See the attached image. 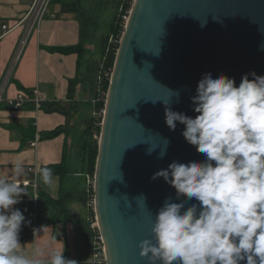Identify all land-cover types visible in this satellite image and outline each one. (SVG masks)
<instances>
[{"label": "water", "instance_id": "1", "mask_svg": "<svg viewBox=\"0 0 264 264\" xmlns=\"http://www.w3.org/2000/svg\"><path fill=\"white\" fill-rule=\"evenodd\" d=\"M129 16L110 80L94 178L106 264H147L138 245L150 238L158 210L166 199L187 201L154 174L173 161L205 160L183 138L184 125L177 122L174 131L166 126L169 90L179 98L172 96L168 107L195 118L192 97L204 74L234 78L237 87L246 74L264 76V0H134ZM164 139L169 143L161 159ZM141 195L146 207L136 201ZM192 203L198 202L187 201L186 208Z\"/></svg>", "mask_w": 264, "mask_h": 264}, {"label": "clouds", "instance_id": "2", "mask_svg": "<svg viewBox=\"0 0 264 264\" xmlns=\"http://www.w3.org/2000/svg\"><path fill=\"white\" fill-rule=\"evenodd\" d=\"M169 92V102L179 98V92ZM169 102H164L166 126L174 131L177 122L184 125L183 138L205 160L173 161L153 179L163 178L177 199L198 203L186 208L185 200L166 199L150 238L138 245L139 257L147 264H264V76L246 74L237 87L234 78L204 74L192 97L195 118L172 111ZM164 142L161 159L169 141ZM24 172L18 161L11 180L0 178V264H77L51 245L23 250L19 234L25 217L14 206L27 191L18 182ZM39 175L44 185L52 184L51 169L41 168ZM145 200L136 197L146 207Z\"/></svg>", "mask_w": 264, "mask_h": 264}, {"label": "crops", "instance_id": "3", "mask_svg": "<svg viewBox=\"0 0 264 264\" xmlns=\"http://www.w3.org/2000/svg\"><path fill=\"white\" fill-rule=\"evenodd\" d=\"M35 1L0 0V86L8 79L7 99L37 91L41 105H50L68 103L70 81H76L74 100L81 108L66 131L54 138H42L45 133L66 127L67 118L32 103H26L19 109L7 104L0 107V178L11 180L12 168L19 161L25 172L18 182L38 186L37 189L32 185L24 187L26 194L14 206L20 211L36 190L39 196L42 191L52 199L58 198L60 179L53 176L52 184L44 185L39 170L61 163L66 152L69 161L75 162L76 144L85 129V120L92 112L88 104L92 97L89 76L91 70L95 69L93 41L97 35L87 41L81 56L59 51L80 44L84 24L76 14L63 12L59 4H50L48 15L33 24L30 12ZM80 4L82 6L81 0ZM4 26H7L6 30ZM26 33V43L18 51ZM34 143L35 146H32ZM67 213L70 221L65 224L45 222L39 225L30 245L25 244L28 238L19 236L23 250L31 252L34 247L51 245V250L63 251L65 258L82 261L74 221L86 219L87 209L74 200L68 204ZM49 214V205L41 199L38 217ZM61 234H64V239H61Z\"/></svg>", "mask_w": 264, "mask_h": 264}, {"label": "trees", "instance_id": "4", "mask_svg": "<svg viewBox=\"0 0 264 264\" xmlns=\"http://www.w3.org/2000/svg\"><path fill=\"white\" fill-rule=\"evenodd\" d=\"M114 3V7L117 11L120 10V14L117 17L115 25L112 28V37L115 41L109 44L107 39L102 43L103 55H105L104 68L107 74L113 72L114 64L116 60V55L118 52L119 44L122 34L124 33L125 19L129 15V11L132 8L133 0H101L97 4V17L96 14L88 13L83 10L80 0H52L51 4H59L63 12L74 13L80 17L83 22L84 28L82 29L81 42L76 47L59 49L63 53H77L80 56L84 52L85 44L88 40L94 38L99 33L101 16L107 11L109 5ZM89 82L91 86L92 97L88 102L92 112L87 116L85 120V130L83 131L81 141L78 144V158L75 164H71L67 157V152L65 154L64 160L56 165H49L43 168H49L53 172V176H57L60 179V191L57 199H52L48 197L45 193L40 191V199L47 202L50 207V214L47 217L40 216L34 219L32 214L24 215L25 222L22 225L24 228L23 238H28L32 235L35 229L45 222L50 223H67L69 222V217L67 213V206L70 202L78 200L87 209V217L84 220L74 221V228L77 236V248L82 255V261H86L89 258L90 251L92 249V243L95 236V231L92 229V224L95 221V212L90 202L94 199L93 189L86 188V178L90 177L94 179L96 164L98 159L99 145L93 140V122L101 121L95 113L100 112L105 108L104 101L100 100V93L102 91H107L110 85V75H102L99 73V67L91 70L89 76ZM75 87L76 81H70V90L68 103H53L50 105H41L47 111L58 112L64 115L68 124L66 127H60L55 131L43 134L42 138H54L64 131L67 130L71 119L75 118L78 114L81 105L75 100ZM80 176L79 179H74ZM85 178V179H83ZM86 264H93L87 262Z\"/></svg>", "mask_w": 264, "mask_h": 264}, {"label": "built area", "instance_id": "5", "mask_svg": "<svg viewBox=\"0 0 264 264\" xmlns=\"http://www.w3.org/2000/svg\"><path fill=\"white\" fill-rule=\"evenodd\" d=\"M52 0H36L35 3L33 4V7L31 9L30 12V17H31V22L34 24L38 19H42L45 18L48 15V10H49V6L51 4ZM127 19V18H126ZM33 26V25H31ZM30 26V28H31ZM4 30L7 29V26L3 27ZM27 33L26 36L24 37V39L21 41L20 43V47L19 50L24 46V44L26 43V38H27ZM110 75V79L112 76V72L109 74ZM7 82L8 79H5L3 81V83L0 86V107L2 105H9L13 108H21L23 107L26 103H32L34 105H36V107H40L42 100L39 98L38 96V92L35 91L33 93H22L20 94L17 98L15 99H7L6 97V88H7ZM100 100L104 101L105 105H106V99H107V94H101L100 95ZM95 115H97L98 117H100L102 119V124H103V120H104V116H105V108L103 110H101L98 113H95ZM32 146H35L34 144H31ZM88 184H92V189L94 190V180L90 179V177H88ZM23 187H29V186H33L35 189H37V184H32L30 182H24V183H20ZM36 193L34 194V196L32 197V199L29 201L28 204L24 205V207H22L21 211L23 213V215H29L32 214L34 216V219L38 218V207H39V203H40V196L37 192V190L35 191ZM90 206L93 207L94 209V199L93 201L90 202ZM95 219H96V215H95ZM92 229H94L95 231V236H94V240L92 243V249L90 251V254L92 255V258H88L86 261L81 262L82 264H86L87 262H91L93 264H106L107 263V254H106V248L103 242V238L100 234L99 231V226H98V222L96 219V222L94 221V223L92 224ZM24 233V228H21L20 234L19 236H22ZM34 237V232L32 233V235L30 237H28V239L25 240V244L26 245H30L32 243V238ZM61 239H64L65 236L64 234L60 235ZM77 264H80V262H77Z\"/></svg>", "mask_w": 264, "mask_h": 264}, {"label": "rangeland", "instance_id": "6", "mask_svg": "<svg viewBox=\"0 0 264 264\" xmlns=\"http://www.w3.org/2000/svg\"><path fill=\"white\" fill-rule=\"evenodd\" d=\"M82 1V8L85 9L86 11H90V12H93V14H96V17H97V14H98V11H97V4L99 1L101 0H81ZM113 1V0H111ZM114 3L112 2V5H109L108 8H107V11L104 13L103 16H101V21L99 23L100 25V28H99V33L97 34V37L96 39L93 41V48H94V65L93 67H99V73L102 75H106V76H109V74H107V72H105V68H104V62H105V55H103L102 51H103V48H102V43L105 42V40L107 39L108 43L109 44H112L114 43L115 41L113 40V37H112V28H113V25H115V22L117 20V17L118 15L120 14V10L117 11V8L114 7L113 5ZM133 4H134V0H133V3H132V7H133ZM132 10V8H131ZM131 10L129 11V15H130V12ZM127 17V19H125V26H124V31H125V27H126V23L129 19V16ZM124 34V33H123ZM122 34V36H123ZM122 38V37H121ZM121 41V39H120ZM120 41L118 42V44L120 43ZM94 69V68H93ZM111 80V79H110ZM110 86V85H109ZM108 90H109V87L107 89V91H102L99 95L101 94H108ZM101 98V97H100ZM100 118V117H98ZM93 140L96 141L99 145V142H100V139H101V132H102V120L101 121H97L96 122H93ZM85 130V129H84ZM82 137V136H81ZM81 141V138L79 139V142ZM79 142L76 144V151H75V159L77 160L78 158L77 157V152H78V144ZM75 160V161H76ZM71 164H75V162H71ZM80 176H77L76 178L74 177V179H79ZM95 178V177H94ZM85 179V178H83ZM92 179V178H90ZM94 180V179H93ZM88 177L86 178V188L87 190L89 191V189H92V184H88ZM89 188V189H88ZM95 222H96V219H95ZM89 258L91 257L92 258V255L89 254L88 255ZM80 264H82L80 262Z\"/></svg>", "mask_w": 264, "mask_h": 264}]
</instances>
